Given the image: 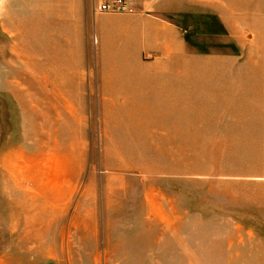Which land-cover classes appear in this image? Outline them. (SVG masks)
<instances>
[{
    "label": "rangeland",
    "instance_id": "obj_1",
    "mask_svg": "<svg viewBox=\"0 0 264 264\" xmlns=\"http://www.w3.org/2000/svg\"><path fill=\"white\" fill-rule=\"evenodd\" d=\"M94 2L0 0V264H264V0H140L199 77L168 116L130 98L131 15Z\"/></svg>",
    "mask_w": 264,
    "mask_h": 264
},
{
    "label": "crops",
    "instance_id": "obj_2",
    "mask_svg": "<svg viewBox=\"0 0 264 264\" xmlns=\"http://www.w3.org/2000/svg\"><path fill=\"white\" fill-rule=\"evenodd\" d=\"M126 24L127 27L129 25L131 27L136 59L134 60L133 56V78L131 79L132 75L130 77L129 71L126 77L129 84L128 90L132 91L131 100L134 99L140 103L139 106L145 107V111L140 113L151 115L156 112L159 113L157 115H163L157 110L158 107L157 109L151 107L164 104L167 109H170L165 116L176 115L177 106L182 104H177L176 97H169L167 93L173 92L180 95L186 91L193 92L196 89L194 84L199 85V77L196 80L185 79L182 75L183 71L178 70V57L184 59L185 56L183 49L185 43L179 34V29L167 19L153 15H131ZM113 29L116 28L113 27ZM97 41L98 38L96 43ZM143 53H161L162 62L140 61L139 57ZM125 65L129 67V63ZM178 73L181 76H178Z\"/></svg>",
    "mask_w": 264,
    "mask_h": 264
},
{
    "label": "built area",
    "instance_id": "obj_3",
    "mask_svg": "<svg viewBox=\"0 0 264 264\" xmlns=\"http://www.w3.org/2000/svg\"><path fill=\"white\" fill-rule=\"evenodd\" d=\"M140 0H95L93 11L95 15L103 14H146L139 11Z\"/></svg>",
    "mask_w": 264,
    "mask_h": 264
},
{
    "label": "bare ground",
    "instance_id": "obj_4",
    "mask_svg": "<svg viewBox=\"0 0 264 264\" xmlns=\"http://www.w3.org/2000/svg\"><path fill=\"white\" fill-rule=\"evenodd\" d=\"M11 25V24H10ZM11 29H13L14 31H15V36H17V40L18 41H20V38H19V32H20V30H21V27H20V25H19V23L17 22V21H15L14 20V22L12 23V25H11ZM19 44H20V42H19ZM58 54H60V53H58ZM79 54H80V52H79ZM75 59H79L80 60V55H78V58H76V55H75ZM83 82H84V80L82 81V82H80V80L78 81V82H76V85L75 86H73V90L75 91L76 89H79V98H80V100H81V92H82V90H83ZM67 82L63 79L62 80V83L60 84L59 83V85H61L63 88L62 89H70L68 86H67ZM67 87V88H66ZM108 86H106V88H107ZM59 89H61L60 87H59ZM112 89V88H111ZM109 90V89H108ZM69 94V93H68ZM63 95V94H62ZM64 96V99H66V95H63ZM63 98V97H62ZM70 98V97H69ZM58 99H60V98H58ZM66 107V106H65ZM41 108V107H40ZM56 108H58V107H56ZM39 109V108H38ZM43 111V110H42ZM58 111V110H57ZM40 112V111H39ZM62 113V112H61ZM64 113V112H63ZM44 114V113H43ZM46 114V113H45ZM60 114V113H59ZM55 115H56V113H55ZM61 115V114H60ZM51 116V115H50ZM47 117V116H46ZM112 117V116H111ZM62 118V117H61ZM113 118V117H112ZM52 119V118H51ZM44 120V119H43ZM50 120V119H49ZM113 123V122H112ZM47 130V129H46ZM51 131V130H50ZM60 131V130H59ZM52 135V134H51ZM48 136V135H47ZM54 136V135H53ZM38 137V136H37ZM46 138H49V137H46ZM50 139V138H49ZM58 141V140H57ZM41 142H43V140L41 141ZM50 142V141H49ZM46 144V143H45ZM59 144V143H58ZM75 144H78V143H75ZM40 145H41V143H40ZM44 145V144H43ZM42 145V146H43ZM56 145V144H55ZM62 145V144H61ZM67 145V144H66ZM66 145H64V146H66ZM53 146V145H52ZM48 147V146H47ZM51 148V147H50ZM69 148V147H68ZM73 148V147H72ZM80 148V147H79ZM52 149V148H51ZM47 150H50V149H47ZM47 150H45V152L47 153ZM57 150V149H56ZM65 150H66V147H65ZM69 150V149H68ZM71 150V149H70ZM39 151V150H38ZM73 151V150H72ZM81 151V150H80ZM59 152H61V150H59ZM55 153V152H54ZM52 154V156H50V159H52L53 160V162L56 160V162L57 163H59V162H61L60 160L61 159H59V157H58V155H55V154ZM78 153V152H77ZM40 154H41V156L39 155V157H43V158H48L49 157V155H48V157L47 156H45V155H43V150H42V153L40 152ZM47 154H49V153H47ZM46 154V155H47ZM61 154H63V153H61ZM73 154V153H72ZM70 156H72L71 154H69ZM67 156V155H65V156H67V157H69L70 158V156ZM74 155V154H73ZM26 156V155H25ZM63 157V159L64 158H67V157ZM79 156V155H78ZM37 157V156H36ZM61 157V156H60ZM62 158V157H61ZM75 158V157H74ZM50 159H48V160H50ZM66 159H64V161H65ZM75 160V159H74ZM73 161V160H72ZM71 161V162H72ZM26 162V161H25ZM46 162H47V160H46ZM62 163V162H61ZM60 163V164H61ZM65 163V162H64ZM68 164V163H67ZM72 164V163H71ZM59 165V164H58ZM68 165H70V163L68 164ZM62 167V166H61ZM68 167V166H67ZM64 168V167H63ZM58 169H60V168H58ZM57 169V170H58ZM61 173V172H60ZM60 175V174H59ZM63 176V175H62ZM62 179H64V178H61L60 180H62ZM68 179V178H67ZM61 182H63V180L61 181ZM62 184V183H61ZM55 185V184H54ZM64 185V184H63ZM60 188V187H59ZM28 222H30V221H28Z\"/></svg>",
    "mask_w": 264,
    "mask_h": 264
}]
</instances>
